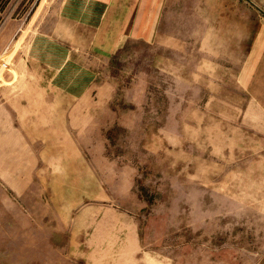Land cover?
<instances>
[{"label": "rangeland", "instance_id": "374dc122", "mask_svg": "<svg viewBox=\"0 0 264 264\" xmlns=\"http://www.w3.org/2000/svg\"><path fill=\"white\" fill-rule=\"evenodd\" d=\"M60 3L0 0V264H264V115L242 82L264 0H169L157 41L73 50L95 71L79 99L28 60L40 34L87 44Z\"/></svg>", "mask_w": 264, "mask_h": 264}, {"label": "crops", "instance_id": "0c3cea01", "mask_svg": "<svg viewBox=\"0 0 264 264\" xmlns=\"http://www.w3.org/2000/svg\"><path fill=\"white\" fill-rule=\"evenodd\" d=\"M168 3L169 0H61L60 22L86 30L87 44L67 30H60L62 34L58 36L40 34L28 46V60L47 73V87L54 93L82 98L93 83L95 71L74 57L73 50L88 46L97 54L110 55L128 41L155 42ZM69 43L83 44L72 48ZM250 55L243 72V89L264 115V26L252 40ZM0 133H16L15 115L5 104L0 105Z\"/></svg>", "mask_w": 264, "mask_h": 264}]
</instances>
